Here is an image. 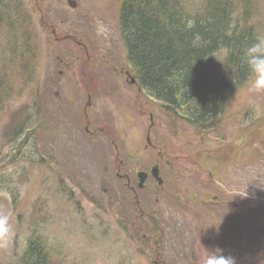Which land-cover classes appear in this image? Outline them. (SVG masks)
<instances>
[{
	"label": "rangeland",
	"instance_id": "374dc122",
	"mask_svg": "<svg viewBox=\"0 0 264 264\" xmlns=\"http://www.w3.org/2000/svg\"><path fill=\"white\" fill-rule=\"evenodd\" d=\"M122 1L0 0V264H18L34 237L54 264H202L205 248L264 264V92L229 89L207 137L164 112L129 84ZM228 2L264 37V0ZM35 119L33 152L8 159L10 131ZM116 155L133 162L123 171L136 195L116 179ZM155 164L162 184L149 176L139 190L136 174Z\"/></svg>",
	"mask_w": 264,
	"mask_h": 264
},
{
	"label": "trees",
	"instance_id": "16d2710c",
	"mask_svg": "<svg viewBox=\"0 0 264 264\" xmlns=\"http://www.w3.org/2000/svg\"><path fill=\"white\" fill-rule=\"evenodd\" d=\"M237 18L228 0H123L119 7V36L138 87L164 112L181 115L198 132H204V137L207 130L218 133L219 123L215 121L224 114L226 92L243 85L246 78L239 63L240 53L258 38L252 27ZM221 54L224 66L220 75H214L215 58ZM23 65L25 69L24 62ZM36 123L37 119L10 131L9 137L15 141L8 159L24 161L26 151L33 152ZM31 157L35 161L34 155ZM12 161L7 162L12 165ZM27 162L32 161L28 158ZM5 164L1 160L0 169ZM9 193L15 200L14 192ZM176 226L177 223L170 226L171 233ZM190 239L177 235L173 241L178 240L182 247ZM55 256L34 237L18 264H54ZM181 260L180 263L185 261Z\"/></svg>",
	"mask_w": 264,
	"mask_h": 264
},
{
	"label": "clouds",
	"instance_id": "9594fccd",
	"mask_svg": "<svg viewBox=\"0 0 264 264\" xmlns=\"http://www.w3.org/2000/svg\"><path fill=\"white\" fill-rule=\"evenodd\" d=\"M239 63L244 68L246 78L243 84L253 93L264 92V37H258L244 47L240 53ZM174 214L178 218V214ZM10 232L9 216L0 213V238H6ZM202 264H236L231 255H224L223 250L205 248Z\"/></svg>",
	"mask_w": 264,
	"mask_h": 264
},
{
	"label": "flooded vegetation",
	"instance_id": "af4514ba",
	"mask_svg": "<svg viewBox=\"0 0 264 264\" xmlns=\"http://www.w3.org/2000/svg\"><path fill=\"white\" fill-rule=\"evenodd\" d=\"M128 74V73H127ZM106 76V75H105ZM125 77L126 78H129L130 76L128 75V76H126V73H125ZM111 79H113V77H111V78H109L108 80L109 81H111ZM134 80V79H133ZM133 80H130V82H129V84L131 85V86H137L136 84H135V81H133ZM114 81V80H113ZM119 82L122 84L123 83V81H121V80H119ZM111 83V82H110ZM86 130V129H85ZM150 130H151V128H149V133H150ZM86 133H87V130L85 131ZM147 143H149V140L147 141ZM160 155V161H161V159H165V155H164V153L163 152H161V154H159ZM163 155V156H162ZM160 161H158V163L160 164ZM132 161L130 162V165H127L126 164V162H125V160L124 159H120L119 158V156L118 155H116V158H115V170H116V173H115V177H116V179H118V180H121V181H126L125 182V184H124V186L128 189V190H130V192L131 193H133L134 195H136L135 193H134V190H133V188L132 187H130V182H129V177H128V174L127 173H125L123 170L124 169H127V167H132L131 165H132ZM159 164H155L156 166L154 167L155 169H157V170H159ZM146 172H148V170L146 169L145 170ZM144 171V173H146ZM142 172V171H141ZM137 175V174H136ZM149 175L150 174H148V173H146V178L144 179V181H143V184H145V182L146 181H148V179H149ZM152 178V177H151ZM136 179H137V176H136ZM138 180V179H137ZM139 181V180H138ZM142 184V187L141 188H139V190L141 189L142 190V188H143V185ZM137 187H138V183H137Z\"/></svg>",
	"mask_w": 264,
	"mask_h": 264
},
{
	"label": "water",
	"instance_id": "95a60500",
	"mask_svg": "<svg viewBox=\"0 0 264 264\" xmlns=\"http://www.w3.org/2000/svg\"><path fill=\"white\" fill-rule=\"evenodd\" d=\"M74 6V5H73ZM73 6H71V8H74ZM151 176L155 179V181L158 183V184H161L162 182H161V179L158 177V171H157V169H153L152 171H151ZM138 179H139V188H141V186H142V183H143V181H144V179L146 178V175L145 174H143V173H139L138 174Z\"/></svg>",
	"mask_w": 264,
	"mask_h": 264
}]
</instances>
